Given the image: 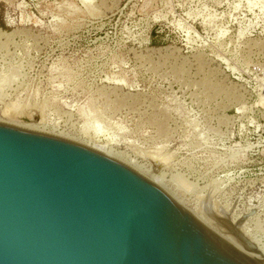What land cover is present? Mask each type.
Returning a JSON list of instances; mask_svg holds the SVG:
<instances>
[{
    "label": "rangeland",
    "instance_id": "374dc122",
    "mask_svg": "<svg viewBox=\"0 0 264 264\" xmlns=\"http://www.w3.org/2000/svg\"><path fill=\"white\" fill-rule=\"evenodd\" d=\"M0 98L147 171L174 148L156 177L264 255V0H0Z\"/></svg>",
    "mask_w": 264,
    "mask_h": 264
},
{
    "label": "water",
    "instance_id": "95a60500",
    "mask_svg": "<svg viewBox=\"0 0 264 264\" xmlns=\"http://www.w3.org/2000/svg\"><path fill=\"white\" fill-rule=\"evenodd\" d=\"M0 121V264H264L180 205L152 176L177 157L132 150L140 173L88 146L35 130L9 106ZM31 107V103L29 100ZM252 252L258 247L239 233Z\"/></svg>",
    "mask_w": 264,
    "mask_h": 264
},
{
    "label": "bare ground",
    "instance_id": "6f19581e",
    "mask_svg": "<svg viewBox=\"0 0 264 264\" xmlns=\"http://www.w3.org/2000/svg\"><path fill=\"white\" fill-rule=\"evenodd\" d=\"M38 122H39V120H38ZM27 126V124L24 126V127H26ZM34 128H35V130H38V131H41V132H43L44 130H40V126H38V125H34ZM64 134V133H63ZM58 137H64V135H62V134H60V135H58ZM65 138H66V136H65ZM75 139V138H74ZM93 149H95V150H98V151H100V152H103V153H105V154H107V155H109V156H112V157H114V158H116L117 160H119V161H121V162H123V163H125L126 165H128V166H130V167H132L133 169H135V170H137V171H139L140 173H149L150 172V170L149 171H147V169L145 170L143 167H141V166H139V165H137L136 163H133L132 161H130V160H128V159H126V158H124V156H121L120 154H116V153H114L113 151H105L106 149L105 148H103V147H100V146H98V145H96V146H93ZM160 179V178H159ZM157 177H156V175H153L152 176V180L157 184V185H159L160 187H162L164 190H166L170 195H171V197H173L180 205H182L183 207H185L186 209H188L190 212H192L201 222H203L208 228H210L211 230H213V231H215V233H217L218 235H220L222 238H224L225 240H227L229 243H231V244H233L235 247H237L239 250H241L242 252H244L245 254H247L249 257H254V256H262L263 254H261V252L259 251V248H258V252H252L251 250H249L244 244V246H245V248H247V249H245L244 247H242L243 245L241 244V243H243L242 241H241V238H239V233L240 234H242V235H244L245 237H247L243 232H241V227H240V229H237V228H231L229 231H231L232 233H229V232H223V231H218L217 229H215L210 223H209V221L203 216V215H201L197 210H195V209H189V208H187L185 205H184V203L178 198V197H176L173 193H171V191L169 190V189H167L166 188V186L164 185V183H163V181H161V180H159ZM234 218V217H233ZM239 219H241V218H239ZM238 219L237 218H234V220H233V223H236V221H237ZM240 226V225H239ZM238 226V227H239ZM244 226V225H243ZM237 238L239 239V241L241 242L240 244L242 245H240L239 243H238V241H237ZM248 238V237H247ZM251 240V239H250ZM256 245V244H255Z\"/></svg>",
    "mask_w": 264,
    "mask_h": 264
}]
</instances>
